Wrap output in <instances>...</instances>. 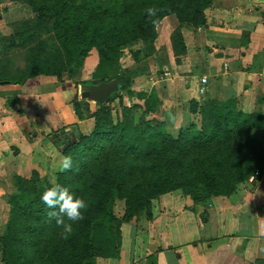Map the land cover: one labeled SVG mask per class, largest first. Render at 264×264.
<instances>
[{
    "label": "trees",
    "instance_id": "obj_1",
    "mask_svg": "<svg viewBox=\"0 0 264 264\" xmlns=\"http://www.w3.org/2000/svg\"><path fill=\"white\" fill-rule=\"evenodd\" d=\"M10 1L29 7L33 16L0 23V49L8 51L34 43L27 48L25 68L8 67L0 58V85L23 84L41 76L66 85L63 77L69 78L81 67L84 57L96 50L97 68L83 74L80 84L116 78L119 91L103 103L79 100L73 93L67 101L78 120H93L91 130L82 133L78 124L51 130L53 143L60 142L58 130L70 134L61 152L63 157H71L72 166L58 171L54 183L86 200L83 219L71 222L72 233L63 232L57 239L56 231L63 226L57 225L51 214L58 209L48 208L40 199L44 186L54 183L38 190L19 186L9 199L12 210L0 234L6 264L34 263L33 257H23L22 244L33 246L35 260L43 264H98L96 257H117L121 224L142 210L151 219V201L160 195L179 189L193 202L229 196L256 170H264V115L243 111L236 99H190L192 122L178 127L167 118H146L149 112L159 111L155 96L144 101L137 118L132 110L140 105L122 104L125 97L139 98L133 79L143 70L118 66V50L139 41L151 52L156 25L166 15H175L180 24L202 26L204 9L211 0ZM149 7L159 9L155 18L147 15ZM44 32L50 33L52 43L42 35ZM174 40L182 43L181 35L174 34ZM115 99L122 108L114 117L110 105ZM91 103L98 108L91 110ZM121 198L125 199V212L118 218L113 206ZM78 245L82 249L77 256Z\"/></svg>",
    "mask_w": 264,
    "mask_h": 264
},
{
    "label": "crops",
    "instance_id": "obj_2",
    "mask_svg": "<svg viewBox=\"0 0 264 264\" xmlns=\"http://www.w3.org/2000/svg\"><path fill=\"white\" fill-rule=\"evenodd\" d=\"M14 5L0 0V23L15 15ZM204 19L193 27L170 14L156 25V68L167 96L179 90L188 101L236 99L243 111L264 115V0H211ZM49 81L0 85V234L4 191L28 158L30 136L73 119L65 108L73 89ZM190 201L179 190L155 199L152 218L122 223L117 257L99 264H264V170L229 196Z\"/></svg>",
    "mask_w": 264,
    "mask_h": 264
},
{
    "label": "rangeland",
    "instance_id": "obj_3",
    "mask_svg": "<svg viewBox=\"0 0 264 264\" xmlns=\"http://www.w3.org/2000/svg\"><path fill=\"white\" fill-rule=\"evenodd\" d=\"M15 7V15L11 18H6L4 23H12L15 21H21L25 19H29L33 16L31 10L29 7L18 3L13 2ZM13 6V5H12ZM47 38L48 42H53L50 38V33L44 32L42 34ZM34 42L30 41L27 42L24 46H18L11 50L4 51L0 49V58H3V64L10 66L18 67L19 69L25 68L26 64L28 63V56L29 52L27 50L28 47L31 48ZM2 47V46H1ZM3 48V47H2ZM116 63L120 67H128L130 69H141L143 70V74L136 76L133 80V89L140 93L139 98L137 96L132 97L131 99L124 98L122 101V104L125 106H129L134 103L140 105V108H134L132 110L133 115L135 118L139 117L142 113V110L144 109V101L147 99H152V96H155L157 98V108H159L158 112H149L146 115V118L151 117H163L167 118L171 121L172 126H179V125H188L190 122H192V116L188 112V99L184 94H182L181 91L177 90V95L173 96H167L169 95L170 90L166 88V86L160 82V73L159 70L156 68V56L154 49L151 52H148L143 49L142 43L137 41L134 43H131L127 46L121 47L117 52L116 57ZM99 62V54L96 50H92L89 55L84 57L82 61V65L80 68H78L75 73H73L69 78L65 75L63 78L66 81V84L71 90L73 89L74 93L78 96L79 100H82L79 96V85L80 81L82 79L83 74L90 73L94 69L97 68ZM50 80L49 82H51ZM91 81H98L97 79L91 80ZM54 86V87H53ZM58 86V84H52V87L55 89ZM63 87V86H62ZM65 89V87H63ZM56 97H62L60 93H55ZM52 98L54 97L51 95ZM110 105V104H109ZM112 107V113L113 116H116V113L120 114L121 112V106L119 105V102L117 99L111 102ZM70 111V114L73 116V119L71 121H67L65 125L70 126L73 124H78L79 128L82 133H88L92 126H93V120L91 118H86L83 120H78L71 107V103L67 107ZM98 108L97 105L91 103V110H95ZM67 111V114L68 112ZM86 113H89V111H85ZM53 130V129H52ZM68 131V129H66ZM47 132V134H44L43 136H40L37 131L33 133L32 136H30V142H31V150H29L28 158L25 159L24 166L22 169H19V175L12 176L11 180L8 181V189H6L4 192L6 193L3 201H2V207H3V215H2V222L4 221L3 225L6 223V221L9 218V215L11 213V205L9 204L10 197L18 191V187H26V186H34L33 188H36L37 190L44 186L46 183H54L56 180V175L58 173L57 166L59 162L63 159L62 155V147L63 142L66 137L70 136V134H64L61 130H58L56 132L57 136L60 139V142L53 143L51 138V133ZM179 190V189H178ZM175 191V190H174ZM181 192V190H179ZM172 192V191H171ZM170 193V192H168ZM182 193V192H181ZM166 194V193H165ZM163 195V194H162ZM161 196V195H160ZM159 196V197H160ZM158 197V198H159ZM157 199V198H156ZM155 200V199H154ZM154 200L151 201L150 205V212L152 204ZM192 202V201H190ZM114 214L120 218L123 216L125 212V199L121 198L117 200L113 206ZM152 214V212H151ZM146 218V211L142 210L139 212L134 218ZM131 219V220H132ZM3 230V226H2ZM57 239L61 238V235L63 234V227L58 229L57 231ZM64 245V243H60V246ZM83 247V246H82ZM78 250L75 253L78 256V252L81 251V245L77 246ZM68 248H65V251H67ZM21 252L23 254V257H26L29 255L30 257H33L34 263L30 262L31 260L24 262V264H43L42 262H37L35 260V248L33 249V246H30L26 248L24 244H22ZM2 258V264H6L5 261ZM37 258V257H36ZM99 257H96V262L99 264ZM14 260V259H13ZM38 260V259H37ZM11 264H14V261H12Z\"/></svg>",
    "mask_w": 264,
    "mask_h": 264
},
{
    "label": "clouds",
    "instance_id": "obj_4",
    "mask_svg": "<svg viewBox=\"0 0 264 264\" xmlns=\"http://www.w3.org/2000/svg\"><path fill=\"white\" fill-rule=\"evenodd\" d=\"M158 11L159 9L157 7H149L146 9L147 15L153 18L157 16ZM152 23L155 24L156 20L153 19ZM71 166V157L65 155L59 162L57 171L64 172L70 169ZM40 199L48 208L58 209V213L53 212L51 215L55 216L57 225L63 226L64 234L72 233L73 226L71 222L82 220L83 210L88 206L86 200L74 195L68 187L59 183L44 186Z\"/></svg>",
    "mask_w": 264,
    "mask_h": 264
},
{
    "label": "water",
    "instance_id": "obj_5",
    "mask_svg": "<svg viewBox=\"0 0 264 264\" xmlns=\"http://www.w3.org/2000/svg\"><path fill=\"white\" fill-rule=\"evenodd\" d=\"M119 91L116 78H105L102 81L79 85V96L81 99L91 100L96 103L105 102L113 93Z\"/></svg>",
    "mask_w": 264,
    "mask_h": 264
},
{
    "label": "built area",
    "instance_id": "obj_6",
    "mask_svg": "<svg viewBox=\"0 0 264 264\" xmlns=\"http://www.w3.org/2000/svg\"><path fill=\"white\" fill-rule=\"evenodd\" d=\"M262 176V172L259 170H256L249 178H248V182L255 184L258 180V178H260Z\"/></svg>",
    "mask_w": 264,
    "mask_h": 264
}]
</instances>
